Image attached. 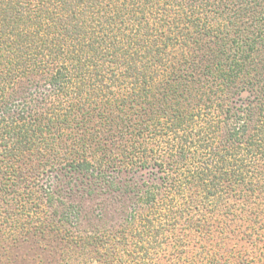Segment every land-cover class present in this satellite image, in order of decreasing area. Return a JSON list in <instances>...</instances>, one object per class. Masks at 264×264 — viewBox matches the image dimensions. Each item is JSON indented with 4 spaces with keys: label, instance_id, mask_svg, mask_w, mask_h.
Returning a JSON list of instances; mask_svg holds the SVG:
<instances>
[{
    "label": "trees",
    "instance_id": "16d2710c",
    "mask_svg": "<svg viewBox=\"0 0 264 264\" xmlns=\"http://www.w3.org/2000/svg\"><path fill=\"white\" fill-rule=\"evenodd\" d=\"M115 166H155L157 181L130 187L113 232L77 230L75 206L40 183ZM174 196L261 218L264 0H0V264L50 233L61 264L135 262Z\"/></svg>",
    "mask_w": 264,
    "mask_h": 264
},
{
    "label": "rangeland",
    "instance_id": "374dc122",
    "mask_svg": "<svg viewBox=\"0 0 264 264\" xmlns=\"http://www.w3.org/2000/svg\"><path fill=\"white\" fill-rule=\"evenodd\" d=\"M115 167V170L104 169V178L96 182L87 175L77 174L75 178L81 179L82 183L77 181L75 185V180L70 177L71 172L63 174L55 170L45 175L40 183L50 186L56 195L65 194V206L59 205L58 210L66 211L68 206H75L77 230L89 232L102 229L113 232L125 224L129 207L135 199L137 192L130 191V187L138 190L144 182L157 181L155 166L135 169ZM109 179L114 181L112 187L108 185ZM76 188H79V192ZM89 188L91 192L87 195ZM71 189L74 190L73 194H68L66 191ZM181 198L174 196L159 214L150 215L156 219L153 224L156 242L153 246L147 242L140 244L143 247L142 253H137L140 259L133 262L132 252L125 257L126 264H264V207L255 213L261 218L253 223L250 220L242 221L235 212L227 215V211L221 209V204L212 213L208 211V202H203L197 211L189 209ZM167 211L169 214L165 215ZM165 219V225L161 224ZM18 244L10 255L15 264L25 263L24 258L28 264H37L38 260L42 264H61L69 256V249L54 233L45 238L36 236ZM88 253L83 256H96L94 252Z\"/></svg>",
    "mask_w": 264,
    "mask_h": 264
}]
</instances>
